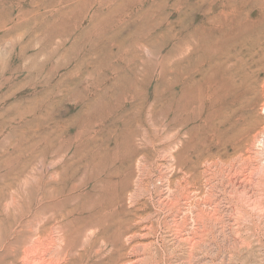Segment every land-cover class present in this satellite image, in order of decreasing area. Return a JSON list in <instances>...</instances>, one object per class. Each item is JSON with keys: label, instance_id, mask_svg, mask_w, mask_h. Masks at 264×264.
Listing matches in <instances>:
<instances>
[{"label": "rangeland", "instance_id": "374dc122", "mask_svg": "<svg viewBox=\"0 0 264 264\" xmlns=\"http://www.w3.org/2000/svg\"><path fill=\"white\" fill-rule=\"evenodd\" d=\"M0 264H264V0H0Z\"/></svg>", "mask_w": 264, "mask_h": 264}]
</instances>
